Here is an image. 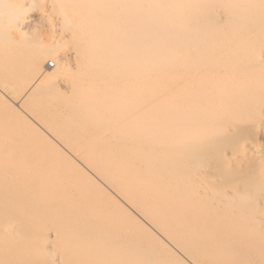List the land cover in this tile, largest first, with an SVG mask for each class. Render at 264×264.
I'll use <instances>...</instances> for the list:
<instances>
[{
  "label": "bare ground",
  "instance_id": "bare-ground-1",
  "mask_svg": "<svg viewBox=\"0 0 264 264\" xmlns=\"http://www.w3.org/2000/svg\"><path fill=\"white\" fill-rule=\"evenodd\" d=\"M29 7L52 32L18 50ZM8 46L0 77L74 58L69 95L17 72L0 103L20 99L67 147H88L76 157L160 237L9 106L0 264H264V152L242 150L264 130V0H0Z\"/></svg>",
  "mask_w": 264,
  "mask_h": 264
},
{
  "label": "rangeland",
  "instance_id": "rangeland-1",
  "mask_svg": "<svg viewBox=\"0 0 264 264\" xmlns=\"http://www.w3.org/2000/svg\"><path fill=\"white\" fill-rule=\"evenodd\" d=\"M68 10V9H67ZM46 15L48 14V12L46 11L45 13ZM27 15H30V22L28 24V26L26 27L27 29V34L23 35L21 39L22 41H20V44H19V41L16 42L18 43L17 45L15 44V46L17 47L18 46V50H23V48H26L27 46L24 44L26 42V40H29V45H34V44H41L42 41H46L47 39H49V35H51L50 33L52 32V29L48 26V23L45 18V20H41L40 19V10L38 8H35V7H29L28 8V12H27ZM59 20H57L58 22ZM55 23L56 20H54ZM60 22V21H59ZM59 22L56 24V27L57 28H60L59 25ZM29 25L31 26L29 28ZM49 27V28H48ZM28 36V37H27ZM25 37V39H24ZM21 38V37H20ZM19 38V39H20ZM28 38V39H27ZM17 39V40H19ZM63 42H60V44L58 45V48L62 46V48H66V49H72L73 50V44L68 41L66 38H61L60 41ZM25 41L23 44L22 42ZM25 45V46H24ZM0 49H2L0 47ZM52 61V63L54 64L53 67H49V63ZM54 59H50V58H47L46 61H45V65L48 66L49 69H54L55 67V64L56 62L54 63ZM5 63H8V68H13L11 64L14 63V61L12 60V53H11V50L8 46V49L6 50H0V65L1 64H5ZM62 67H64L65 69H70V70H7L8 71V74L7 72L6 73H3V75L0 77V79L2 81H0V89L2 90L3 89V86H6L8 84V79H13L15 78L14 76H12V74H16L17 75V72L18 73H23V72H27V73H30V72H35V71H42L43 74L47 75V76H52L55 83H56V86H58V88L60 89V91L62 93H65L66 95H69L70 93L68 91H66L65 89H63V85L68 83L69 81L72 80V77L75 76L76 74H78V70H75L74 69V58L72 57H69L67 59H63V62L61 63ZM7 74V76H6ZM6 76V77H5ZM68 80V81H67ZM4 81H6L4 83ZM2 82L4 85H2ZM8 87V86H6ZM2 91H0V95ZM44 94H47L46 93H43ZM5 99H7L4 103H0V108H1V114H0V117L2 118L1 120H3L2 122H4V119L7 121L8 119V114L10 113V111L8 110L9 106L12 107V109L16 110L18 113H20L22 115V117L24 119H26L29 123H31L40 133L41 135H44L43 137L45 139H47L46 141V145L49 149H51V146L53 147L56 146V149H59L57 151H60L62 152L64 155H66L72 162L74 161L73 164L76 163V165H78L80 167L81 170H83L85 173H87L89 175V177H91V179L94 180V182H97L99 183L102 187H104L107 192H109V194L116 200L118 201V203L122 204V206L124 207V209L126 211H128V213H130V215L132 217H136L137 219L138 218V215L136 214V212L133 211V209L127 205L125 202L121 201L117 196L116 194L109 190L108 188H106L101 179L99 177H97L96 174H94L91 169L86 165L84 164L82 161H80L76 156V154L81 155L83 153H81V151L83 152L84 150H86L87 148L83 149V148H78L75 153L74 149L73 148H70V147H67L64 143H62L58 138H56L44 125L41 124L40 122V118H37L35 117L34 115H32L27 109L26 107L19 102V100H17L16 98H12L11 100L8 101V98L5 97ZM48 101L51 100V101H55V102H61V100H58V99H47ZM0 120V121H1ZM7 123V122H6ZM8 123L5 125L7 127ZM1 126V125H0ZM4 126V124H2V127ZM4 126V127H5ZM1 127V128H2ZM1 130V129H0ZM2 130H5L2 129ZM1 130V131H2ZM6 131L8 130H5V132H0V134H2V136H5V133ZM4 133V135H3ZM255 134V133H254ZM252 133L251 136L248 137L247 135V139L245 140V142L243 143L242 145V150H245V151H248L250 148L251 145H257L263 152H264V130H260L258 131L255 135ZM6 135L8 136V134L6 133ZM0 135V138L2 137ZM35 139L37 140V134L34 135ZM33 137V138H34ZM6 138V136H5ZM2 139V138H1ZM35 139H32L35 141ZM3 140V139H2ZM34 141H30V144L33 145ZM51 143V144H50ZM29 144V143H28ZM26 144V145H28ZM241 145V144H240ZM31 146V145H30ZM29 146V147H30ZM34 146V145H33ZM48 149V150H49ZM81 149L79 152L78 150ZM89 150V148H88ZM239 150H229V153H228V157L231 158V162H235L236 161V157L237 156H240L241 152H238ZM85 152H88V151H85ZM84 152V153H85ZM81 156H85V154L81 155ZM210 176V173H206L204 174V176H201V179L200 181L202 182H207L210 180L209 178ZM140 222L146 226L148 228V230L153 234L155 235L156 237H160L158 231L156 229H153L151 228L144 220H142L141 218L139 219Z\"/></svg>",
  "mask_w": 264,
  "mask_h": 264
},
{
  "label": "built area",
  "instance_id": "built-area-1",
  "mask_svg": "<svg viewBox=\"0 0 264 264\" xmlns=\"http://www.w3.org/2000/svg\"><path fill=\"white\" fill-rule=\"evenodd\" d=\"M49 67H53V63L50 62V63H49Z\"/></svg>",
  "mask_w": 264,
  "mask_h": 264
}]
</instances>
